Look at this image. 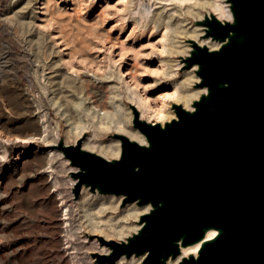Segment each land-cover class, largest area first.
<instances>
[{
  "label": "rangeland",
  "instance_id": "1",
  "mask_svg": "<svg viewBox=\"0 0 264 264\" xmlns=\"http://www.w3.org/2000/svg\"><path fill=\"white\" fill-rule=\"evenodd\" d=\"M173 3L133 0L128 9L126 0H0V264H99L97 257L109 249L97 235L119 242L137 231L142 213L116 221L126 208H140L135 203L121 207L119 196L115 210L98 212L101 198L119 197L81 187L74 198L71 172L76 168L54 145L59 140L71 145L84 135L82 149L107 160L116 158L104 148L120 146L111 135L120 134L119 124L134 130L131 97L117 75L121 72L131 87L137 85L153 109L162 91L173 90L149 88L156 78L152 74L159 70L151 52L161 48L165 30L184 52L163 59L173 78L183 79L192 67L183 68L181 58L185 47L189 52L191 48L184 16L177 15L180 10ZM141 6H150L147 18L141 17ZM168 13L174 19L166 26ZM209 13L200 8L198 15L185 20L188 32L197 34L205 46L213 40L202 38L196 21ZM149 19L160 24L159 29ZM128 70L135 73V81ZM103 76L114 81L92 79ZM197 88L204 87L196 82L184 87ZM172 103L165 100L163 119L142 106L136 109L141 119L156 123L174 114ZM132 258L140 257L124 260Z\"/></svg>",
  "mask_w": 264,
  "mask_h": 264
},
{
  "label": "water",
  "instance_id": "2",
  "mask_svg": "<svg viewBox=\"0 0 264 264\" xmlns=\"http://www.w3.org/2000/svg\"><path fill=\"white\" fill-rule=\"evenodd\" d=\"M231 21L205 14L196 24L217 49L188 40L183 68L197 65L204 87L192 109L172 103L173 119L151 123L132 111L140 144L115 133L118 158L107 160L61 140L75 179L91 193L121 196L120 206L150 208L124 241L98 237L109 253L99 264L142 256L139 264H166L180 247L201 241L196 255L177 264H264V0H226ZM208 231L216 233L204 240Z\"/></svg>",
  "mask_w": 264,
  "mask_h": 264
},
{
  "label": "bare ground",
  "instance_id": "3",
  "mask_svg": "<svg viewBox=\"0 0 264 264\" xmlns=\"http://www.w3.org/2000/svg\"><path fill=\"white\" fill-rule=\"evenodd\" d=\"M132 1L133 0H126V4H128L126 6H127L128 9L130 8V6L132 4ZM159 1H168V0H159ZM172 1H174L173 4L175 5V7L180 10V12L177 13V15L180 16L179 14H183V16H184L185 38L186 39L188 38L189 40H195L199 45H204V43L202 41H198L197 40V37H196L197 34L192 33V31H191L192 34L188 32L187 27H186V23H185L186 16H190V17L196 16V15L199 14V9L200 8H206V9L210 10L212 13L216 14L217 17L219 19H221V20L231 21V19H232V15L230 14V10H229V4L227 2L225 4H223L221 2V0H172ZM141 9H142L140 11L141 17L147 18L148 14L151 13L150 6H147V7L141 6ZM175 12H177V10H175ZM132 18H130V19L132 20ZM165 18H166V21H163V24L167 26L168 25L167 23L169 21H171L172 19H174V15L171 14V13H168ZM149 20H150L151 23H153V28H155L156 30L159 29V25L160 24H157L153 19H149ZM180 22L181 21L178 18V20L176 21V25H178V23H180ZM163 24H162V26H164ZM148 25H149V23H148ZM143 28H147V25H144ZM175 31L179 32L180 30L179 29H175ZM161 41H162L161 48L158 49L157 52L154 51V50H152V52H151V57H152V55H154V57L152 59L157 58L158 61H159V70H157V72H154L152 74V76H154L156 78H153L155 80L151 84H149V88L155 89V88H159V87H164L165 88L167 86H172L173 90L172 91H162L158 95V97H156L154 102L159 104L158 108L153 109L151 107V103H150L149 99L146 96H143V95L138 93V91L136 90L137 89V87H136L137 85H134V86L131 87L127 82H125L124 74L122 75L121 72H120L119 75H117L118 76L117 80H120L121 83L124 84L125 89L127 91L126 93H128L129 96L131 97L132 105L135 108H139V107L141 108V106H142L146 111L147 110L149 112L152 111V112H154L155 115H157L158 118L163 119V116H164L163 112H164V108H165V105H166L165 104V100L170 99L173 103L181 104L183 106V108L191 110L192 109L191 104L193 103V101H195V99H198L200 94L205 93V88H197V89H194V91H191V90L185 91L184 87H185L186 84H188V86H190L194 82L197 83L199 81L198 76L194 72L196 70V68H197V65L194 64V67H192L190 70L185 72L183 74V77H182L183 79L180 78L179 81L174 79L173 75H175V73H173V72L171 73V68L169 66V62H168L167 59H163V56L174 54V53L181 54L182 52H184V48L182 46H176V44H177L176 37H171L170 35L168 37L167 30H165V32H163ZM219 45H220L219 42L212 41L211 43H209V45L207 44L206 47L209 48V50L210 49H217ZM185 48H186V50H185L186 54L185 55L188 56L189 55V49L187 47H185ZM156 54L159 55V56L155 57ZM129 71L130 70H128V73L131 76L130 78H132V80L135 81L136 80L135 79V73L131 71L134 74L133 75ZM92 79H93V81L95 83H103V82L112 83L114 81L113 79H111V76H105V77L103 76V77L92 78ZM101 88H102V86H101ZM96 91H97V94L99 95V90L96 89ZM188 103H189V105H188ZM174 117H175V114H172V116L169 118V120L173 119ZM169 120H161L160 122H156V123H160L162 125L164 122L169 121ZM117 128L120 131V134L127 135V137L129 136L130 140H133L132 137H135V138L138 137V139H139L138 143L145 144L143 135L137 129L134 128V130H129L126 127H124L123 125H121V124H119L117 126ZM76 137H77L76 138V140H77L80 137V135L76 136ZM25 139H23V140H25ZM117 141L119 143V140H117ZM104 148H105L106 151L110 152V154L112 156L116 157V158L120 154V146L112 147V146L109 145V146L104 147ZM81 197H82V195H81ZM120 197L117 198L116 200H111L110 198H101V200L99 201L98 212H105L108 209H110V211L115 210L116 207H117V203L120 201ZM82 198L84 200V197H82ZM149 208H150L149 205L141 206L140 208H137V207L126 208L123 211V214L121 216L117 217L116 221L120 220L121 222H125L131 216L132 217H136L138 214L146 213L149 210ZM215 233H216L215 231H208L202 241L211 239L214 236ZM97 237H101V236L97 235ZM201 243H202L201 241H198V243H195V244H192V245H188L186 247H180V255L178 257H176L175 259H167L166 264H177L178 261L181 259V257H186V256H188L190 254L195 256L198 248L201 245ZM104 254H107V253H104ZM124 259H125L124 257H120L116 261L115 264H139V262L141 261L142 257L140 256V258H138L137 260H134L132 258L130 261H127V260H124Z\"/></svg>",
  "mask_w": 264,
  "mask_h": 264
}]
</instances>
